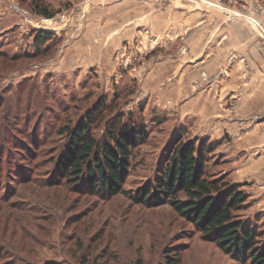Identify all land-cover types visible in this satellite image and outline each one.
<instances>
[{
	"label": "rangeland",
	"instance_id": "374dc122",
	"mask_svg": "<svg viewBox=\"0 0 264 264\" xmlns=\"http://www.w3.org/2000/svg\"><path fill=\"white\" fill-rule=\"evenodd\" d=\"M38 1L52 16L39 14L33 7L36 0H0V142L18 140L9 145L13 161L0 163V186L8 181L7 168L18 177L25 174L20 154L37 152L31 166L38 163L30 181L15 185L18 194L10 201L16 208L0 202L3 242L14 252H30L40 264H136L139 257L141 264H162L166 247L171 255L179 253L180 264H249L203 239L169 204H137L125 193L104 199L48 183L55 163L51 157L65 141L58 129L67 120L74 123L89 114L98 138L117 117L146 133L132 150L127 192L153 180L179 142L203 147L205 171L219 182L234 183L232 169L249 158L245 151L231 153L229 148L241 147L229 135L206 136L205 100L196 94L210 82L208 73L197 72L190 90L177 86L191 73L180 72V67L196 70L200 63L191 57L183 33L168 49L175 52L171 57L178 61V72H173L169 60L165 69L156 72L151 60L141 58L164 41L154 21L167 23L162 16L166 17L170 0ZM214 1L228 21L247 18L264 42L261 19L236 8L237 0ZM258 10L264 19V9ZM39 30L50 31L52 37L36 49L34 35ZM234 58L233 53L228 57ZM263 116L264 110L252 121ZM208 143L213 144L211 151H206ZM251 183L248 177L238 185L246 193L252 192ZM257 209L246 194L244 207L234 213L255 224L264 240V214L255 215Z\"/></svg>",
	"mask_w": 264,
	"mask_h": 264
},
{
	"label": "trees",
	"instance_id": "16d2710c",
	"mask_svg": "<svg viewBox=\"0 0 264 264\" xmlns=\"http://www.w3.org/2000/svg\"><path fill=\"white\" fill-rule=\"evenodd\" d=\"M33 7L41 15L52 16V12L42 1L36 0ZM51 37L50 31L36 32V49ZM94 113L93 110L92 115ZM92 117L89 114L78 118L74 123L67 120L58 129L59 134L65 135V141L56 157L50 156L55 162L51 177L47 179L50 185L61 183L74 192H88L104 199L125 193L134 203L151 207L169 204L201 233L203 239L215 242L237 258L248 260L249 264H264L262 232L255 224L245 222L234 213L244 207L246 193L239 188L238 183L219 182L208 177L203 147L199 149L194 142L177 143L153 180L135 191L127 192L124 185L131 167L132 150L144 141L146 133L139 125L117 117L107 126L104 135L98 138L92 132ZM9 142L10 144L4 140L0 142V163L9 164L14 159L9 145H15L18 140L12 138ZM212 147L213 144H206V151H211ZM3 153H6L4 161ZM27 153L29 155L20 154L21 160L26 163V168H22L25 174L18 177L7 168L8 181L3 187L0 186V202L12 208L16 207L10 199L18 194L15 185L30 181L33 167L38 164L36 162L31 166L37 152ZM41 216L47 219L52 217ZM170 251L171 248L166 247L162 264H180L179 253L171 255ZM31 255L30 252H14L0 238V264H14V259L18 260L17 264H40L32 260ZM141 260L139 257L136 264H141Z\"/></svg>",
	"mask_w": 264,
	"mask_h": 264
},
{
	"label": "crops",
	"instance_id": "0c3cea01",
	"mask_svg": "<svg viewBox=\"0 0 264 264\" xmlns=\"http://www.w3.org/2000/svg\"><path fill=\"white\" fill-rule=\"evenodd\" d=\"M213 1L170 0L167 15L162 16L167 23H160V19L154 21L158 26L157 35H165V39L141 58L151 60L156 72L165 69L169 60L173 72H178V61L171 57L175 52L168 49L172 48L171 42L183 33L191 57L200 63L195 66L197 71L189 70L188 66L180 67V72L191 73L186 82L183 79L177 81V86H182V91L186 86L187 90L197 72L205 70L208 73L210 82H206V88L196 94L205 100L202 106L206 109V136L221 139L229 135L241 147H235L236 150L228 147L231 153L246 152L248 162L241 166L236 164L232 169L233 182L252 178L253 190L246 191V194H250L251 201L259 208L254 214H264V116L252 121L253 116L264 110V42L258 38L247 18L230 22L222 8ZM237 1L236 8L245 9L248 15L257 16L264 23L257 11L260 6L264 9V0ZM152 52L158 53L152 55ZM232 53L235 58L230 61L228 57ZM247 117L249 122L243 120Z\"/></svg>",
	"mask_w": 264,
	"mask_h": 264
}]
</instances>
